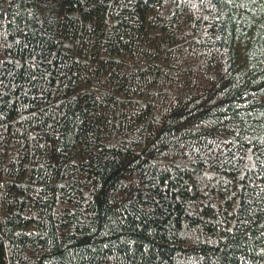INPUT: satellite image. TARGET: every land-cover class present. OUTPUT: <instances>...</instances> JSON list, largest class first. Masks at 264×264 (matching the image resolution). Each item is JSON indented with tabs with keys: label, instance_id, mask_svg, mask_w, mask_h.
<instances>
[{
	"label": "trees",
	"instance_id": "obj_1",
	"mask_svg": "<svg viewBox=\"0 0 264 264\" xmlns=\"http://www.w3.org/2000/svg\"><path fill=\"white\" fill-rule=\"evenodd\" d=\"M0 264H264V0H0Z\"/></svg>",
	"mask_w": 264,
	"mask_h": 264
}]
</instances>
